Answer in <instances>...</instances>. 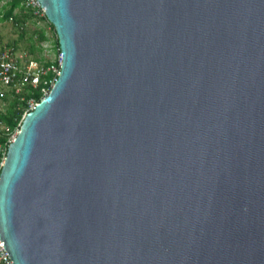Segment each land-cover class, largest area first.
<instances>
[{"label": "water", "instance_id": "obj_1", "mask_svg": "<svg viewBox=\"0 0 264 264\" xmlns=\"http://www.w3.org/2000/svg\"><path fill=\"white\" fill-rule=\"evenodd\" d=\"M61 57L0 169L11 264H264V0H35Z\"/></svg>", "mask_w": 264, "mask_h": 264}, {"label": "built area", "instance_id": "obj_2", "mask_svg": "<svg viewBox=\"0 0 264 264\" xmlns=\"http://www.w3.org/2000/svg\"><path fill=\"white\" fill-rule=\"evenodd\" d=\"M11 1L13 0H3L0 3L6 4ZM18 4L21 11L16 8L13 12L18 11L22 15L26 14V18L33 20L47 21L43 10L37 6L35 0H20ZM13 12L12 15L15 16ZM6 21L12 22V18L10 17ZM60 60L61 57L58 52L57 59L51 62V65L44 66L38 60H34L24 53L17 55L16 50L11 46L0 45V102L3 104L5 101L15 100L17 103L16 110L21 111L17 127L10 134L0 135L2 137L0 142V169L5 160L7 147L17 135L22 119L33 110L39 101L48 95L49 89L58 75ZM48 74L54 77L50 80ZM34 93L39 97L38 102L34 100ZM2 130L3 127L0 124V132ZM0 264H11L1 244Z\"/></svg>", "mask_w": 264, "mask_h": 264}, {"label": "rangeland", "instance_id": "obj_3", "mask_svg": "<svg viewBox=\"0 0 264 264\" xmlns=\"http://www.w3.org/2000/svg\"><path fill=\"white\" fill-rule=\"evenodd\" d=\"M5 7V4L0 3V15ZM13 14L18 18L22 15V13H19L18 11H14ZM21 22L22 25H20V27L23 32L22 40H19L18 38L20 33L18 27H14L11 22H0V45H12V47L16 50L17 55L24 53L30 57L27 53V47L29 45L28 40L30 39L35 41V34L42 32L46 40L42 43H37V46L41 50L40 54L37 56V60L41 64L54 62L57 59V54L52 48L55 33L50 28V24L47 23V21L33 20L30 18H26ZM6 104V101L3 104L0 102V112L5 110Z\"/></svg>", "mask_w": 264, "mask_h": 264}, {"label": "trees", "instance_id": "obj_4", "mask_svg": "<svg viewBox=\"0 0 264 264\" xmlns=\"http://www.w3.org/2000/svg\"><path fill=\"white\" fill-rule=\"evenodd\" d=\"M0 1H3V0H0ZM19 1L20 0H13L9 3H6V7L5 9L3 10V12L1 13L0 15V22H5L8 18H12V22L11 24L14 26V27H18L20 33L18 35V38L19 40H22L23 39V32L21 30V21L24 20L27 16L26 14L24 15H21L20 17L22 18V20L20 21V18H18L17 16H13L12 15V12L14 9L16 8H19ZM19 11H21V8H19ZM50 28L52 29V31L54 32L53 30V27L51 25H49ZM54 34V33H53ZM36 39L35 41L33 40H28L29 41V45L27 47V53L30 55V57L34 60H37L38 59V55L40 54L41 50L40 48L37 46V43H42L44 42L46 39L43 35L42 32H38L35 34L34 36ZM15 44V43H14ZM13 44V45H14ZM8 46H11L12 45H8ZM52 48L53 50L55 51V53L57 54L59 51H58V44H57V39H56V36L54 34V41H53V44H52ZM44 66H48V65H51L50 63H44L43 64ZM53 65H56L53 63ZM54 76L51 75V74H48V79H52ZM56 79V77H55ZM34 100L36 102L39 101V97L36 93H34ZM16 101L15 100H11V101H7V104H6V108L3 112L0 113V124L1 126L3 127V130L0 132V135H6V134H10L15 127H17V123L20 119V115H21V111H17L16 110ZM2 141V137H0V142Z\"/></svg>", "mask_w": 264, "mask_h": 264}]
</instances>
